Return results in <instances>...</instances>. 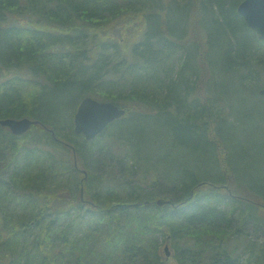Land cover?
<instances>
[{"label":"trees","instance_id":"trees-1","mask_svg":"<svg viewBox=\"0 0 264 264\" xmlns=\"http://www.w3.org/2000/svg\"><path fill=\"white\" fill-rule=\"evenodd\" d=\"M241 1L0 0V71L22 70L0 81V119L39 120L55 134L36 124L26 136L41 129L54 148L72 150L64 142L72 144L85 169L103 151L105 136L124 135L137 150L144 122L149 137L164 133L174 148L167 154L170 171L159 170L157 181L139 186L143 191L135 179H125L121 192L102 193L99 176L87 169L78 191L84 184L92 205L66 185L49 188L46 182L57 183L60 172L53 156L38 147L21 152L22 138L0 125L10 139L0 146V172L9 176L0 184V264H169L164 241L172 244L178 264H264V245L240 250L249 221L264 227V190L253 182L264 159L249 158L254 174L245 175V186L252 187L253 195H246L252 199L216 187L231 172L246 183L228 138L241 122L233 105L224 118L216 82L231 103L234 96L253 97L255 67L264 63V41L238 12ZM17 16L29 23L4 25ZM199 24L207 35L199 36ZM208 54L212 80L202 88ZM204 91L210 92L206 101ZM87 96L126 109L92 140L74 131L76 109ZM210 120L220 136L221 167L231 172L219 167L217 145L207 136ZM142 156L152 163L157 158L156 165L166 160ZM132 157L127 170L135 172L142 158L138 152ZM201 180L210 185L197 186ZM158 198L166 203L159 206Z\"/></svg>","mask_w":264,"mask_h":264},{"label":"rangeland","instance_id":"rangeland-1","mask_svg":"<svg viewBox=\"0 0 264 264\" xmlns=\"http://www.w3.org/2000/svg\"><path fill=\"white\" fill-rule=\"evenodd\" d=\"M25 17H21V16H17L15 18H13V20L7 21L6 23H4V25H9L11 23L14 24H28L29 20L28 19H24ZM197 31L199 33L202 34H206L207 35V30L205 27L202 28L201 24L198 25L197 27ZM123 35H127L126 33ZM201 38V37H200ZM220 40V39H219ZM223 41V40H220ZM224 42H226V40H224ZM222 44V42L220 43ZM206 45V44H205ZM207 48V51H209L210 45L207 44L205 46ZM206 71L203 73L201 72V77L202 80L206 81L205 83H200V86L203 85L202 88H205L206 86L208 87V82L210 80H212V68H210V59H209V54L206 55ZM216 63V62H215ZM255 70L258 71V74L256 75V83L255 80H253L252 85L255 86V90L258 92V94H260V96H264V93H261L262 90H264V86H260V83H264V63H260L258 67H255ZM261 70V71H260ZM22 73V70H11L8 71L6 69H1L0 71V81H4L7 80L8 77L14 76L16 74H20ZM253 75V76H255ZM253 78V77H252ZM222 80H219V83ZM230 82H226V85L229 86ZM259 83V86L258 84ZM216 89L218 90L217 94L218 96H220L221 98L224 99L225 104V112L222 111L224 118H226V114H232L233 113V109H232V105L234 107V110H236L234 112L235 116H237V118L240 120V124L238 125V128H235L233 131L236 135L233 134H228V138L231 139L232 145H234L235 147V156L234 157L235 160V165L238 166L239 170L242 171L243 175H244V181H246L245 175L248 176V173H252V175L254 174V170L251 167V160L249 161V158L254 156L255 159L260 158L264 159V120L262 118L261 115H264V98H259L256 97L258 96V94H256V92L253 94L252 92V96L253 97H249V96H234L232 99H234V101L231 103L230 100V95L228 93V91L222 92L219 91V84H217L216 82ZM215 89V90H216ZM203 97H204V101H206V99L210 96V92H206L204 91L202 93ZM242 103V104H240ZM241 107L243 111H240L239 108ZM78 108V107H77ZM77 111V109H76ZM155 112V111H153ZM76 113V112H75ZM132 115V110L129 111V113L126 115L128 118L131 117ZM126 117V118H127ZM230 119H232V116H229ZM213 123L214 121H209V126L210 128L208 129V138L210 139L211 142L215 141V144L217 145V157H218V164L220 169L222 170V172H231V169L229 167V171L226 169H223V167H221L220 164V159H219V155L221 153L220 150V143L218 142L219 139V134L216 132V125L213 128ZM37 125H39V128H43L46 130V127L43 126L41 123H36ZM35 124V125H36ZM143 126L146 128V134L145 136H140L137 140L136 143V147L137 150H133L129 144V142L125 139L124 135H122V138L119 137V135H117L116 137L114 136V138H110L109 136H105L104 138H102V144H104V148L102 152H100L99 154H95L93 161L90 162L89 167L87 168L89 170V173H92L94 176H99L98 179V185L100 188V191L102 193H108L110 189H112L113 191H122L123 186L125 185V179L131 181L135 179L134 185L136 186H142L143 188H146L147 184L149 182H151L152 184L157 181V177L159 175V170L161 171H166L169 172L170 170V164L168 163L167 159L171 158L167 157L168 153H172L174 151V148L171 146L170 143H172V140L169 139L168 136H165L164 133H161L160 135H158V137H149V135L147 134L148 132V127H147V122L142 123ZM212 127V129H211ZM4 128V127H3ZM37 129V128H36ZM41 129L37 130H32V135L33 136H26L25 135H21L20 137L22 138V141L24 142H20V146H21V152L26 153V151L29 148H39L42 149V152L44 153H48L50 156H53V159H55V162H57L56 164V170H60L59 175L56 180L57 183L55 184H51L50 179L49 181L46 182V185H49V188H56L58 185H66L69 189H73V193L76 195V198L78 199V197L80 198V191L79 187H80V183H84L83 179H85V173H83L82 171L79 170H86L85 168H83L82 165L79 164L78 161V167H75L74 165V157H73V153L72 150H70L68 148V150L71 152L69 153V151L66 148H63L61 146H58L57 148H54L51 146L50 143H48V140L46 139H42L43 136V132L41 131ZM212 130V131H211ZM64 131H66L64 129ZM213 131H215V133H213ZM30 133V132H29ZM129 133V132H128ZM120 134V133H119ZM130 135V133H129ZM23 136V137H22ZM25 136V137H24ZM134 141V138H131ZM7 141L8 138L5 134V130L1 131L0 130V146H7V142H3ZM124 142V143H122ZM19 143V141H18ZM168 144H170V146H168ZM18 145V146H19ZM224 145V143H223ZM231 145V148H232ZM225 146V145H224ZM225 150L227 151V148L225 146ZM241 150V151H240ZM138 152L139 156L142 158L139 162L140 165L138 166V169H136L135 172H132L127 170V166H131L133 163V159H135L134 157H132L133 155L135 156V153ZM241 152V153H240ZM147 154H152L155 157L161 158V157H166L165 161L160 160L161 162L159 163V165H156L157 162V158L155 160V163H152V160L149 161L146 157L142 156V155H146ZM227 153V157H226V166L228 165V151ZM239 154V155H238ZM2 155H4L3 151H0V159L2 157ZM139 159V157H137ZM48 159V160H47ZM52 159V158H51ZM51 159L50 158H46V164H50L51 163ZM70 159V161H69ZM153 159V158H152ZM195 160V158H193ZM50 160V161H49ZM136 160V159H135ZM264 161V160H263ZM111 166V167H110ZM54 168V167H53ZM66 169V171L63 170ZM70 168L71 170L68 171L67 169ZM78 171H76L75 170ZM80 168V169H77ZM7 171V170H6ZM6 171H1L0 172V184H4L6 183V179L9 178L8 176V172ZM76 171V172H75ZM263 173L261 172V177L256 176L259 181H257L256 178H254L253 182L256 183L257 185H262V187L258 188L259 190H264V169L262 170ZM212 172V170H211ZM76 174V176H75ZM226 175L225 177V183L228 182V180H230V185L229 188H224L223 190H225L226 192H228L230 194V190H234V188H236V194L240 193V195H243L249 199H252V196H246V195H253L252 193V187H246L245 184L247 186H249V183H244L240 180V178H238L235 174H233L232 172L231 177L227 178V173H224ZM87 175L88 171H87ZM257 175V174H256ZM87 176V177H88ZM133 178V179H132ZM122 179H124L122 181ZM153 180H155L153 182ZM66 181V182H65ZM76 181V182H75ZM65 182V183H64ZM104 185H103V184ZM157 183V182H156ZM133 184V182H132ZM83 185V184H82ZM207 186V185H206ZM102 187V189H101ZM62 189H67L64 187H61ZM97 188V187H96ZM140 189L137 190H142L141 187H139ZM250 188V189H249ZM262 188V189H261ZM97 190V189H96ZM69 190L66 191V195L69 196L68 193ZM143 191V190H142ZM11 192V191H9ZM252 192V193H251ZM79 193V194H78ZM78 194V195H77ZM257 199H259L258 196H256ZM159 199V198H158ZM156 199V201L158 200ZM257 199L255 201H257ZM260 200V199H259ZM87 204H89L88 202H86ZM157 203V202H156ZM158 204V203H157ZM159 205V204H158ZM160 206V205H159ZM4 210L2 208H0V212H3ZM258 213V212H257ZM2 219V218H0ZM247 232L249 233L247 235V238L243 241V244L240 248V250H247L249 246L255 247L257 244L258 248H263L264 245V227L259 226L255 223H252V221H249L246 227ZM237 243V242H234ZM166 246H168V250H166ZM256 248V247H255ZM260 249V250H261ZM173 251V247L172 244L169 242H163V254H164V258L165 260L169 263V264H178L175 257H174V253ZM262 251V250H261ZM245 258H247V254L245 255Z\"/></svg>","mask_w":264,"mask_h":264},{"label":"water","instance_id":"water-1","mask_svg":"<svg viewBox=\"0 0 264 264\" xmlns=\"http://www.w3.org/2000/svg\"><path fill=\"white\" fill-rule=\"evenodd\" d=\"M238 12L244 17L249 28L254 30L260 39L264 40V0H242L238 7ZM264 93V90H262ZM126 109L112 101L99 100L92 96L83 98L74 116V131L76 134H82L87 140H92L101 134L110 123L123 117ZM39 120L25 118H6L0 119L2 127L8 128L13 134L22 135L26 133L33 124ZM55 134L53 129H50ZM73 151L74 165L78 167V158L76 149L72 144L64 142ZM85 178L87 171L84 170ZM227 187V186H225ZM80 201L88 202L94 205L90 200L85 199V187L80 188ZM165 199L160 198L157 203L163 206ZM168 249V246H166Z\"/></svg>","mask_w":264,"mask_h":264},{"label":"flooded vegetation","instance_id":"flooded-vegetation-1","mask_svg":"<svg viewBox=\"0 0 264 264\" xmlns=\"http://www.w3.org/2000/svg\"><path fill=\"white\" fill-rule=\"evenodd\" d=\"M209 131V130H208ZM207 136H208V134H207ZM209 139V138H208ZM8 140H10L9 139V137H8ZM209 141H210V139H209ZM77 169H80V168H77ZM80 171H82L83 173H84V171L83 170H80ZM224 184H219V185H221V186H227L226 188H229V185H230V183H225V182H223ZM206 184H208V183H206V180H201L200 182H198L197 183V186H204V185H206ZM82 186H84V184L82 185ZM230 194H232V195H234V197H238V198H242L239 194H234L233 192H232V190H230ZM81 202H84V201H81Z\"/></svg>","mask_w":264,"mask_h":264},{"label":"bare ground","instance_id":"bare-ground-1","mask_svg":"<svg viewBox=\"0 0 264 264\" xmlns=\"http://www.w3.org/2000/svg\"><path fill=\"white\" fill-rule=\"evenodd\" d=\"M193 193V192H192Z\"/></svg>","mask_w":264,"mask_h":264}]
</instances>
